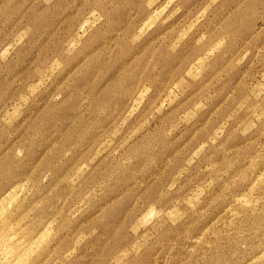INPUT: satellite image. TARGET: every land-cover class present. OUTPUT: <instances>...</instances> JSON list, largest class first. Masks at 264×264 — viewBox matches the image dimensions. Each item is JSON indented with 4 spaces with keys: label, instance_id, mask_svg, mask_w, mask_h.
<instances>
[{
    "label": "rangeland",
    "instance_id": "obj_1",
    "mask_svg": "<svg viewBox=\"0 0 264 264\" xmlns=\"http://www.w3.org/2000/svg\"><path fill=\"white\" fill-rule=\"evenodd\" d=\"M0 264H264V0H0Z\"/></svg>",
    "mask_w": 264,
    "mask_h": 264
},
{
    "label": "bare ground",
    "instance_id": "obj_2",
    "mask_svg": "<svg viewBox=\"0 0 264 264\" xmlns=\"http://www.w3.org/2000/svg\"><path fill=\"white\" fill-rule=\"evenodd\" d=\"M12 190H10L5 196H7L10 192H11ZM11 194H13V193H10L8 196H10ZM14 195V194H13ZM8 196H7V198H8ZM4 198V197H3ZM4 199H6V197L4 198ZM3 200V199H2ZM10 201V200H9Z\"/></svg>",
    "mask_w": 264,
    "mask_h": 264
}]
</instances>
